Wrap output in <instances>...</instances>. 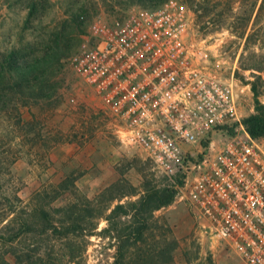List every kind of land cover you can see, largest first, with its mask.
<instances>
[{
  "label": "rangeland",
  "instance_id": "374dc122",
  "mask_svg": "<svg viewBox=\"0 0 264 264\" xmlns=\"http://www.w3.org/2000/svg\"><path fill=\"white\" fill-rule=\"evenodd\" d=\"M164 1L0 0V208L16 204L5 194L23 206L42 198L52 210L90 209L85 214L93 217L77 226L85 232L97 227L95 235L77 238V228L70 236L85 240L87 264L114 263L117 243L99 232L108 228L105 216L116 204L149 188H172L140 152L122 145L71 57L95 18L122 17ZM181 1L191 10L190 39L211 46L225 75L234 72L243 117L258 114L264 108V0ZM156 216L168 221L177 245L163 241L150 264H244L224 242L203 236L199 221L176 198ZM153 232L159 242L162 235L172 238L162 223ZM32 241L15 246L22 250ZM156 246L149 236L144 247ZM60 252L56 263L71 264ZM130 258L139 264L138 255Z\"/></svg>",
  "mask_w": 264,
  "mask_h": 264
},
{
  "label": "built area",
  "instance_id": "2783aa9c",
  "mask_svg": "<svg viewBox=\"0 0 264 264\" xmlns=\"http://www.w3.org/2000/svg\"><path fill=\"white\" fill-rule=\"evenodd\" d=\"M191 10L166 0L95 18L71 57L113 120L199 221L244 264H264V140L251 136L234 72L190 39Z\"/></svg>",
  "mask_w": 264,
  "mask_h": 264
},
{
  "label": "trees",
  "instance_id": "16d2710c",
  "mask_svg": "<svg viewBox=\"0 0 264 264\" xmlns=\"http://www.w3.org/2000/svg\"><path fill=\"white\" fill-rule=\"evenodd\" d=\"M254 89L258 96L257 87ZM4 92L3 87L0 88V95L4 96ZM244 122L253 138L264 137V108L258 114L246 118ZM1 197L9 203L14 201L16 204L11 208H0V264H57L58 251H61V257L66 258L71 264H87L84 260L87 250L85 240L77 242L70 236L76 234L77 228L78 230L82 228H79L78 224L86 221L88 217H93L85 214V212L89 214L90 209L80 211L77 207L69 209L65 207L52 210L42 198H39L41 201L39 205L30 203L23 206L22 200L17 196L14 200L5 194ZM174 201L175 192L172 189L149 188L137 199L119 202L110 210L105 216L109 226L99 232V235L113 239L117 243L113 264H131L130 256L133 254L138 255L139 264H150L157 256V252L160 254L158 249L163 241L177 245L168 221L164 217L156 216V212L171 206ZM65 215L68 219H65ZM160 223L172 234V238L162 235L159 242L160 238H156L153 231ZM96 229L97 227L85 232L82 228L76 237L83 239L93 236ZM149 236L155 240L156 250L144 247ZM28 239L33 240L31 245L22 250L21 247L15 246L27 242ZM56 239L63 242L60 248L54 243Z\"/></svg>",
  "mask_w": 264,
  "mask_h": 264
}]
</instances>
